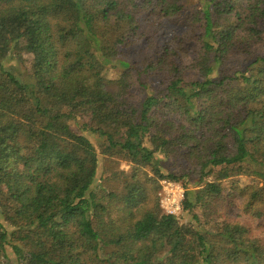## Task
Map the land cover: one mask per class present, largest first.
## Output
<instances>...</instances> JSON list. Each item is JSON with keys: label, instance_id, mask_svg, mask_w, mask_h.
Segmentation results:
<instances>
[{"label": "trees", "instance_id": "1", "mask_svg": "<svg viewBox=\"0 0 264 264\" xmlns=\"http://www.w3.org/2000/svg\"><path fill=\"white\" fill-rule=\"evenodd\" d=\"M180 2L0 0V264H264L257 192L244 206L228 194L213 234L196 216L197 226H185L159 209V181L179 180L162 172L159 156L180 159L182 177L199 182L218 169L203 189H186L183 211L210 205L232 176L264 182V53L252 54L264 40V0H198L192 15ZM141 11L199 31L183 72L169 39L139 64L123 58ZM20 49L33 56L29 82L3 64ZM234 55L252 61L233 69ZM108 66L126 71L109 80ZM132 84L145 93L135 105ZM77 115L104 152L134 165L124 193L98 198L97 153L69 125Z\"/></svg>", "mask_w": 264, "mask_h": 264}, {"label": "rangeland", "instance_id": "2", "mask_svg": "<svg viewBox=\"0 0 264 264\" xmlns=\"http://www.w3.org/2000/svg\"><path fill=\"white\" fill-rule=\"evenodd\" d=\"M181 5L184 7V15H192L195 11L198 10L199 4L198 0H181ZM147 13L144 11L139 12L136 16L141 19L139 24V29L137 30V38L134 42L128 44V47L124 50L123 58L126 61H129L133 64H139L141 60L146 57L155 56L161 51V47L164 44V41L169 39L171 44L176 47H179V57L181 59L177 60L179 71L183 72L193 59L197 56L198 51V38L197 34L199 31L194 28L191 29L185 18L176 17V18H161V16L150 15L146 16ZM198 26H196L197 28ZM126 30L128 27L125 25L123 28V33L125 36ZM196 32V33H195ZM184 41L183 43H179ZM190 48L189 53L186 52V48ZM252 54L264 53V40L258 43V46H255ZM252 61L251 56L244 55H234L232 56V65L233 69L244 70L249 62ZM4 66L11 70L15 76H17L22 82L31 81L32 76V64L33 56L30 53L25 52L24 50H19V55H11L7 57L4 61ZM231 67V66H230ZM125 68L121 67H110L108 66L104 72L105 78L109 80L119 79L124 72ZM195 72L192 71L191 75ZM133 72L128 73L126 80L130 83H133ZM216 76L218 74L216 73ZM130 96L127 98V102L131 105L138 104L141 99L144 97L145 93L138 91L137 86L132 84L130 90ZM88 122L86 116L77 115L76 118L69 121V125L72 131L78 135L86 137L89 142L95 148L98 157V178L101 179L100 185L101 188L98 190V198L100 200L102 197L107 195L109 191L116 193H124L126 191V186L129 183L130 175L133 171L134 165L125 159V157L115 152V150L108 153L104 152L105 143L104 140L99 137L97 134L92 133L85 128V124ZM160 166L162 172L167 175L172 173L179 178L176 182L165 179L159 181L158 190L156 196L158 198V193L162 189L163 182L175 183L183 189L185 192L187 190H201L204 188L205 183L214 181L218 169H215L213 174L208 178L204 179L203 182H199L197 175H193L189 171H185V175L182 177L184 171H182V162L178 158H164L159 156ZM143 171L147 174L148 177H153L150 172V168L145 167ZM219 182V181H217ZM221 196L217 197L211 201L210 205H205L200 203L195 205L191 210H182L175 216L180 224L187 226L192 224L197 226L193 222V216L198 217L201 227L209 234H213L218 224L222 222L225 218V208H227V201L225 197L228 194H234L232 196V202L236 206H244L250 202L251 193L257 192L258 201L255 202L254 207L252 208L253 212L256 210H261L264 207V182L256 179L255 177L249 176L247 174H241L232 176L230 178L221 180L220 182ZM246 193L244 195L238 194L239 189H245ZM3 193L2 187H0V196ZM104 202V200H102ZM159 203V198H158ZM159 209L162 214H164L163 209ZM242 211L237 212L236 214H241ZM264 238V237H263ZM9 258L14 259L13 255L8 251Z\"/></svg>", "mask_w": 264, "mask_h": 264}, {"label": "built area", "instance_id": "3", "mask_svg": "<svg viewBox=\"0 0 264 264\" xmlns=\"http://www.w3.org/2000/svg\"><path fill=\"white\" fill-rule=\"evenodd\" d=\"M183 197L184 191L181 186L171 182H163L158 198L164 214L176 216L181 211Z\"/></svg>", "mask_w": 264, "mask_h": 264}]
</instances>
